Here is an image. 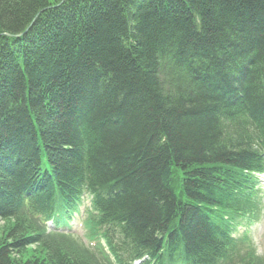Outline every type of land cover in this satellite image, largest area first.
I'll return each mask as SVG.
<instances>
[{
  "label": "trees",
  "instance_id": "obj_1",
  "mask_svg": "<svg viewBox=\"0 0 264 264\" xmlns=\"http://www.w3.org/2000/svg\"><path fill=\"white\" fill-rule=\"evenodd\" d=\"M59 1L0 0V264H104L43 226L85 193L116 264H264L231 236L264 158V0ZM183 56L203 89L170 99L157 59Z\"/></svg>",
  "mask_w": 264,
  "mask_h": 264
},
{
  "label": "rangeland",
  "instance_id": "obj_2",
  "mask_svg": "<svg viewBox=\"0 0 264 264\" xmlns=\"http://www.w3.org/2000/svg\"><path fill=\"white\" fill-rule=\"evenodd\" d=\"M57 5H60V4L58 3ZM25 31H26V29L22 32V34L25 33ZM214 43L215 44L219 43L218 45H220L224 50V54H222V56H219L221 59H225L226 57H228V59H230L231 56H233L234 53L236 52V50L234 52H233V50H230V44H228L227 42H225L223 40L214 41L212 44L215 45ZM233 43H234V41H233ZM235 43L238 44L239 42H235ZM212 51H213V53H218V55H221L220 52H222V51H218V49H216V47L212 48ZM239 51H241V52H239V56L243 55V51L241 49H239ZM187 55H189V54H187ZM166 59H168V58H166ZM196 59H205V58H203V56L201 57V55H199V56H196ZM196 59H189L188 56L187 57L183 56L182 59H178V63H183L182 66H174L173 64L170 63L169 60H167V61L164 60L163 62H160L159 61L160 59H157L156 77H158V80L160 81V87L163 90L162 91L163 95L165 94L167 97L172 99V98H176L180 95H188V94L191 95L192 93L194 94V92L197 91L196 89H199V88L201 90L203 89L201 84L196 82V72L193 73L192 75L189 73L187 75L186 72L184 70H182V69H185L184 67L192 66V64L196 65ZM232 59H234V58H232ZM245 59H248V58L247 57H241L240 59H237V60L241 61L243 64L246 65ZM245 68H247V67L245 66ZM194 69H196V67ZM230 69H232V68H230ZM98 73H100V72H98ZM159 73L162 75L161 78H160ZM234 75L237 76V74H235V73H234ZM239 75H241V77L243 78V81L246 79V77L247 78L249 77V75L248 74L246 75L245 72H242V73L239 72L238 76ZM96 83H100V81L98 79H96L95 85L90 84V87L92 90L96 89L97 92L90 91L91 89L89 90V88L86 89V87H85V91L91 93L90 96H87V98H86V102H88L87 104L89 107L92 106L97 101H99L98 100L99 94L102 93V91H101L102 88H99L96 85ZM231 83H232V80H231ZM88 84H89V82H87V85ZM233 84L236 85L234 82H233ZM93 85H94V88H93ZM176 89H178L180 92L176 93V91H175ZM181 92H183V94H181ZM100 96H101V94H100ZM17 104H19V102ZM262 181H263L262 182L263 185L261 187H262L263 192H264V180H262ZM1 224H2V222H0V225ZM84 229L85 228L81 227L80 232L79 231L77 232L75 230L76 233H74V234H78V235L71 234L70 239L72 241H74L79 247H81L85 251L84 254L86 253L88 256L95 258V259L99 258L98 260L102 259L101 255L97 252V251H100V249L98 247H93L94 248L93 249L91 247L92 244L90 242H87V239L85 238V236L83 234ZM249 236L254 241L257 242L256 245H257L258 253L260 255L264 256V209L262 211V214L260 216L259 221L249 228ZM60 241L69 242V240H67V238H66V240H60ZM103 263L107 264L106 261H104Z\"/></svg>",
  "mask_w": 264,
  "mask_h": 264
},
{
  "label": "bare ground",
  "instance_id": "obj_3",
  "mask_svg": "<svg viewBox=\"0 0 264 264\" xmlns=\"http://www.w3.org/2000/svg\"><path fill=\"white\" fill-rule=\"evenodd\" d=\"M66 0H60L59 1V4H61V3H63V2H65ZM43 11V9L42 10H37L36 12H35V16L33 17V19H32V21L27 25V27L25 28V29H29L31 26H32V24H33V22L37 19V17H38V15H40V13ZM27 29V30H28ZM7 33H5V35H6ZM6 36H8V35H6ZM12 36H14V35H12V34H10L9 35V37H12ZM36 140H37V137H36ZM35 142H37V141H35Z\"/></svg>",
  "mask_w": 264,
  "mask_h": 264
},
{
  "label": "water",
  "instance_id": "obj_4",
  "mask_svg": "<svg viewBox=\"0 0 264 264\" xmlns=\"http://www.w3.org/2000/svg\"><path fill=\"white\" fill-rule=\"evenodd\" d=\"M27 29H28V28H27ZM27 29H26V31H27ZM26 31H25V32H26ZM6 35L9 36L10 34H6ZM20 35H22V33H19V34H17L16 36H20Z\"/></svg>",
  "mask_w": 264,
  "mask_h": 264
}]
</instances>
